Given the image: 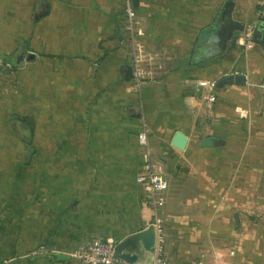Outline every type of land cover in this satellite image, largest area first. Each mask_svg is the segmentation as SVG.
Here are the masks:
<instances>
[{"label":"crops","instance_id":"1","mask_svg":"<svg viewBox=\"0 0 264 264\" xmlns=\"http://www.w3.org/2000/svg\"><path fill=\"white\" fill-rule=\"evenodd\" d=\"M36 1L34 56L13 65L35 78L36 196L20 182L26 173L0 182V264H78L73 251L94 238L161 222L163 207L156 213L137 181L149 168L169 188L196 179L199 218L165 233L171 264H264V45L253 40L264 0H191L185 18L168 0L172 67L141 85L125 50V0ZM235 74L245 82H223ZM207 137L219 141L202 147ZM153 262L141 252L138 264Z\"/></svg>","mask_w":264,"mask_h":264},{"label":"rangeland","instance_id":"2","mask_svg":"<svg viewBox=\"0 0 264 264\" xmlns=\"http://www.w3.org/2000/svg\"><path fill=\"white\" fill-rule=\"evenodd\" d=\"M125 1L128 3L125 7L126 24L123 25L126 32V54L133 51L139 55L142 65L151 71L153 77L165 75L172 67L171 61L176 52L172 49L174 39L165 34L168 33L165 26L166 7L170 12L171 5L168 0H140V9H135L132 5L134 0ZM190 1L174 0V14L188 17ZM41 7L42 4L36 0H0V61L3 63L0 67V182L10 184L14 182V177L18 178L15 176L17 173H26L27 180L22 179L20 182L28 185L26 191L33 197L36 196L38 151L35 78L30 75L27 82L19 65L14 67L10 59L17 57L19 51L21 61L33 58L28 56V51L35 52L36 18ZM129 9H133L135 15L131 16ZM119 14L120 11L117 10L116 16ZM147 40L152 44L149 45ZM31 55L34 56V53ZM27 117L34 120V126H30L31 122L24 121ZM15 182L19 183V179ZM196 187L195 178L174 179L170 181V188L165 193L166 201L161 216L162 244L164 259L169 263L165 233L177 220L199 218ZM95 240L109 239L101 237L92 241ZM112 241L118 244L120 240ZM74 258L78 260V264H85L81 259Z\"/></svg>","mask_w":264,"mask_h":264},{"label":"built area","instance_id":"3","mask_svg":"<svg viewBox=\"0 0 264 264\" xmlns=\"http://www.w3.org/2000/svg\"><path fill=\"white\" fill-rule=\"evenodd\" d=\"M131 16L135 15L133 10L129 11ZM248 41L247 45L252 47L254 45L251 40V31L247 33ZM142 60L134 53L133 56V80L137 85H141L144 80L148 77L153 76L151 71L142 65ZM0 61V67L2 66ZM215 82L212 80H205L200 82V86H205L210 89H214ZM259 86L264 89V77L260 82ZM209 101H215V94H210L208 97ZM147 134L146 131L140 133V140L146 142ZM137 181L144 183L151 192L150 202L156 213L165 205L166 196L165 191L169 188V180L165 175L154 172L151 168L147 169L144 173L138 176ZM157 229V242L155 245L154 262L153 264H171L164 259V245L162 244V223L156 218L154 223ZM116 242L112 240H95L86 244L85 246L78 247L72 253V256L81 259L85 264H115L116 258ZM128 264V263H123Z\"/></svg>","mask_w":264,"mask_h":264},{"label":"water","instance_id":"4","mask_svg":"<svg viewBox=\"0 0 264 264\" xmlns=\"http://www.w3.org/2000/svg\"><path fill=\"white\" fill-rule=\"evenodd\" d=\"M253 40L257 43L264 45V22H260L253 29ZM31 56V53L28 54ZM129 72V70H127ZM245 75L235 74L224 78V83L236 82L242 84L245 82ZM219 139L216 137H207L200 143L202 147H210L218 143ZM172 143L180 150H184L188 143V136L182 132L177 131L173 137ZM157 242V229L154 224L129 234L116 244V258L115 264H138L140 261V254L142 251L147 252L152 261L154 258L155 245ZM152 264V263H151Z\"/></svg>","mask_w":264,"mask_h":264},{"label":"trees","instance_id":"5","mask_svg":"<svg viewBox=\"0 0 264 264\" xmlns=\"http://www.w3.org/2000/svg\"><path fill=\"white\" fill-rule=\"evenodd\" d=\"M19 55H21V53H20V51H19V53H18V56ZM13 57V58H11V63L13 64V65H15V64H17V63H19V57ZM18 61V62H17Z\"/></svg>","mask_w":264,"mask_h":264}]
</instances>
